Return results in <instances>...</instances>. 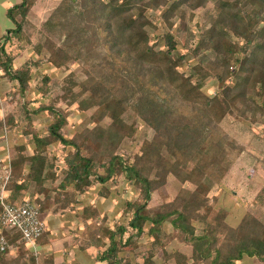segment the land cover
Returning <instances> with one entry per match:
<instances>
[{
  "label": "trees",
  "instance_id": "1",
  "mask_svg": "<svg viewBox=\"0 0 264 264\" xmlns=\"http://www.w3.org/2000/svg\"><path fill=\"white\" fill-rule=\"evenodd\" d=\"M34 2L22 0L7 9L14 27L7 30L9 36L0 38V71L18 83L24 117L29 121L24 134L31 135L32 143L31 154L21 155L25 146L20 145L11 156V197L21 201L25 198L21 192L30 184L40 191L44 182L55 180L47 148L57 142L63 149L69 148L59 183L64 197L57 196V201L67 204L94 181L105 183L119 177L138 190V197L127 201L124 210L130 213L128 225L136 233L148 226L154 237L143 264H154L155 251L164 247L165 222L170 224L173 238L190 247L188 255L164 250L174 264H238L244 257L255 260L250 264H263L264 222L246 213L236 226L229 225L226 210L210 204L208 192L215 182L212 175L223 174L240 153L237 141L222 129L223 119L232 112L244 116L254 107L264 113V0H61L43 23V40L34 49L54 67L78 63L82 76L73 81L76 75L70 72L63 79L62 94L51 96L47 94L50 79L43 75L37 91L48 102L31 111L25 91L30 66H39L41 59L13 68V56L5 52L4 43L21 38L16 16L24 19ZM209 2L214 12L206 17L200 36L191 44L185 36L187 22L196 9ZM185 9L189 11L187 22L179 15ZM158 23L161 33L154 34L156 41L151 43ZM207 84L215 87L212 94L205 92ZM60 100L66 105L75 102L82 111L100 107L93 119L96 126L66 137L67 111L58 105ZM40 112L51 119L45 136L35 132L29 117ZM139 120L152 135L125 160L119 146L134 136ZM4 124L6 129L12 127L10 114ZM170 174L194 187L181 188L172 200L149 206L152 194ZM260 192L264 195V187ZM100 194L106 195V191ZM34 202L43 211L41 201ZM82 216L85 228L92 229L89 245H106L98 259L121 264L118 253L132 237L122 241L125 227L111 230L97 221L88 223L96 217L89 207ZM196 223L202 224L200 232ZM17 249L9 258L0 252V264H37L31 250ZM40 264L55 263L48 257Z\"/></svg>",
  "mask_w": 264,
  "mask_h": 264
},
{
  "label": "rangeland",
  "instance_id": "2",
  "mask_svg": "<svg viewBox=\"0 0 264 264\" xmlns=\"http://www.w3.org/2000/svg\"><path fill=\"white\" fill-rule=\"evenodd\" d=\"M61 0H35L32 8L24 19L16 16L21 25V38H13L5 41L4 50L7 54L13 56V68L19 67L27 61L41 59L39 66L31 65V76L29 87L25 91V99L29 110L33 111L40 104L47 103L48 98L37 91V86L42 84L43 75L49 77V95L60 96L63 92V79L74 72V80H79L82 76L81 68L78 63H69L66 67H54L41 55L35 52V45L43 40V23L48 19L52 11L57 7ZM76 1V0H74ZM188 10L184 14L179 12L184 21L187 22ZM212 3L209 2L206 7L195 10L194 17L187 22V40L193 44L194 40L200 36L201 28L206 22V17L213 14ZM156 13V11H150ZM177 27V24L175 25ZM161 33V26L151 34V43L156 41L154 34ZM8 35L9 34H5ZM179 48L183 39L179 37ZM205 92L212 94L215 87L207 84ZM24 97L21 99L18 92V83L9 78L7 73L0 71V160L6 159L7 153L10 156L16 153V148L20 145L25 146L21 155L32 153V143H30V134H24L27 130L29 121L24 117ZM67 111V124L63 128L66 137H70L74 132L84 127H95L93 119L99 115L100 107H94L89 110H79L77 103L66 105L59 101ZM7 114L13 117V125L6 129L4 118ZM31 125L35 132L40 136L47 135L46 127L51 122L46 112L30 113ZM137 130L131 138H125L119 146V152L125 160H128L133 153L139 150V146L145 138H150L152 130L142 121H137ZM222 129L230 134L238 143L240 153L235 157L230 167L221 175L215 173L212 175L214 184L208 192L209 202L219 211L226 210L225 221L229 225L236 226L246 213H251L264 222V195L261 190L264 187V113L254 107L251 111H246L244 116L232 112L227 115L222 123ZM69 148L63 149L57 142L47 148V152L54 165L55 180L46 181L40 191L36 190L34 184H30L25 191L21 192L22 197L29 198L32 201L39 199L43 207V218L46 223V232L42 236L36 247L37 264L43 262L44 258L52 257L50 252L54 250L62 253L73 251V257L77 251L84 253V260L88 264H107L106 261H100L97 254L101 252L106 245L101 248L89 245L90 231L85 228L83 223L84 208L89 207L90 213L96 215L95 218L88 220V223L97 221L102 226L115 230L117 226L123 225L125 232L122 241L131 237V243L124 246L118 253L121 264L129 260L130 264H143V258L147 256L149 249L152 248L154 237L148 233V226L139 234L128 225L130 213L124 210L127 201H133L138 197V190H134L132 185L123 177L117 180H109L105 183L94 181L90 187H87L82 193H78L74 201L70 200L67 204L57 201V196L64 197V192L60 189L59 183L64 177V170L67 165L65 155ZM26 172V169H25ZM99 172H103L100 168ZM192 189L194 186L189 183H181L172 174L168 175L161 188L152 194L149 200V206H155L163 202L172 200L181 188ZM67 190H71L68 186ZM101 191H106V195H101ZM260 192V193H259ZM202 224L196 223L197 232L201 231ZM48 228V229H47ZM173 230L168 222L163 225L162 239L164 247L158 248L152 257L154 264H174L173 257H165L164 250L169 254L173 250H179L189 254L190 247L179 243L173 238ZM103 242L108 243L106 236L98 233ZM50 249H49V248ZM24 248H26L24 246ZM19 249L25 250L21 247ZM6 255L8 258L17 253ZM62 260L64 255L60 254ZM66 258V257H65ZM60 259V258H59ZM61 260V259H60ZM72 262V260H71ZM253 258L244 257L238 261V264L254 263Z\"/></svg>",
  "mask_w": 264,
  "mask_h": 264
},
{
  "label": "built area",
  "instance_id": "3",
  "mask_svg": "<svg viewBox=\"0 0 264 264\" xmlns=\"http://www.w3.org/2000/svg\"><path fill=\"white\" fill-rule=\"evenodd\" d=\"M11 173V156L7 153L6 159L0 160V252L10 254L25 246L37 255V240L46 232L43 213L31 199L17 201L11 197L8 189Z\"/></svg>",
  "mask_w": 264,
  "mask_h": 264
},
{
  "label": "crops",
  "instance_id": "4",
  "mask_svg": "<svg viewBox=\"0 0 264 264\" xmlns=\"http://www.w3.org/2000/svg\"><path fill=\"white\" fill-rule=\"evenodd\" d=\"M22 0H0V38L6 34L8 29H11L14 27V22L8 17L6 11L8 8L20 3ZM233 226V225H231ZM48 229V228H47ZM47 231V230H46ZM49 248V247H48ZM50 249V248H49ZM62 253L54 250L53 252H50L49 254H52L53 262L55 264L58 263H66V264H88L87 260L84 258V253H82L80 250L77 251V254H75V258L73 257V251L63 252ZM64 255V259L62 260L61 255ZM72 255V257H71ZM66 257V258H65ZM61 260H60V259ZM72 260V262H71Z\"/></svg>",
  "mask_w": 264,
  "mask_h": 264
}]
</instances>
